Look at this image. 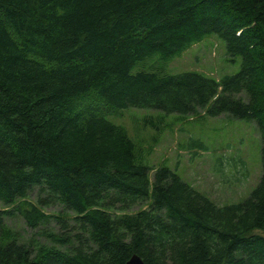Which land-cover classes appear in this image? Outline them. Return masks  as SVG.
I'll list each match as a JSON object with an SVG mask.
<instances>
[{"label":"trees","instance_id":"1","mask_svg":"<svg viewBox=\"0 0 264 264\" xmlns=\"http://www.w3.org/2000/svg\"><path fill=\"white\" fill-rule=\"evenodd\" d=\"M213 33L238 72L165 71ZM130 107L255 122L258 184L218 205L150 166L107 118ZM0 200V239L18 215L49 243L0 242V264H264V0H0Z\"/></svg>","mask_w":264,"mask_h":264},{"label":"rangeland","instance_id":"2","mask_svg":"<svg viewBox=\"0 0 264 264\" xmlns=\"http://www.w3.org/2000/svg\"><path fill=\"white\" fill-rule=\"evenodd\" d=\"M154 60L162 65L159 55ZM241 64V56H230L226 42L213 33L172 58L164 68L172 73L194 70L220 79L238 72ZM158 114L150 108L130 107L109 112L107 118L126 129L147 164L170 167L216 204L237 203L250 195L262 174L261 137L255 122L226 114L213 117L205 112L187 117L165 114L160 121ZM149 115L156 116L155 123L163 126V132L151 122L145 124ZM198 139L207 145V150L192 143ZM4 207L0 200V208ZM44 210L59 213L62 207L55 205ZM4 231L0 242L16 238L49 244L18 215L6 219Z\"/></svg>","mask_w":264,"mask_h":264},{"label":"water","instance_id":"3","mask_svg":"<svg viewBox=\"0 0 264 264\" xmlns=\"http://www.w3.org/2000/svg\"><path fill=\"white\" fill-rule=\"evenodd\" d=\"M126 264H145L142 258L138 255H133Z\"/></svg>","mask_w":264,"mask_h":264}]
</instances>
